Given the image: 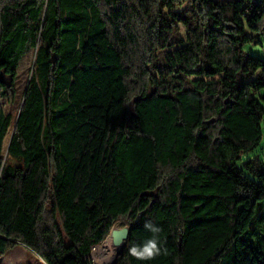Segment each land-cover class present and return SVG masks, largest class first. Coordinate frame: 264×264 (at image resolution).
I'll return each instance as SVG.
<instances>
[{
    "label": "trees",
    "instance_id": "16d2710c",
    "mask_svg": "<svg viewBox=\"0 0 264 264\" xmlns=\"http://www.w3.org/2000/svg\"><path fill=\"white\" fill-rule=\"evenodd\" d=\"M250 1L0 0L6 103L36 49L17 116L0 106V255L21 243L89 264L123 222L116 264H264L243 238L264 229V60L247 50L264 44V0L244 17ZM148 221L169 254L139 261Z\"/></svg>",
    "mask_w": 264,
    "mask_h": 264
},
{
    "label": "rangeland",
    "instance_id": "374dc122",
    "mask_svg": "<svg viewBox=\"0 0 264 264\" xmlns=\"http://www.w3.org/2000/svg\"><path fill=\"white\" fill-rule=\"evenodd\" d=\"M184 6L185 5H183V7ZM178 9H181V7ZM247 50L252 54H254L255 56L264 60L263 43L257 46L249 45L247 46ZM35 58H36V49L31 47L21 59L19 66L17 68L16 95L13 102L6 103L3 96L1 95L2 90H0V106L5 110V112L11 113L14 117L17 116L21 108L26 88L34 71ZM9 138L10 135L7 137L6 140V144H5L6 150H7ZM12 162L14 163L15 161L12 160ZM261 210H262V202L259 204L257 208V212H261ZM124 225L125 223L123 222H119L117 224V226H124ZM243 238L246 239L248 242H250L253 246L258 247L264 253V229L260 228L259 231L256 230V235L249 233L248 235H244ZM20 245L22 244L19 243L16 247L8 249L4 255H0V264H46L35 252L31 250H26L24 247ZM95 247H93L92 252L88 258L89 264H97L93 257Z\"/></svg>",
    "mask_w": 264,
    "mask_h": 264
},
{
    "label": "clouds",
    "instance_id": "9594fccd",
    "mask_svg": "<svg viewBox=\"0 0 264 264\" xmlns=\"http://www.w3.org/2000/svg\"><path fill=\"white\" fill-rule=\"evenodd\" d=\"M144 228L151 233L150 237L141 244H130L128 254L139 261H151L161 255L167 256L168 249L163 246L164 242L160 240L159 236L162 229L150 221L144 224Z\"/></svg>",
    "mask_w": 264,
    "mask_h": 264
},
{
    "label": "bare ground",
    "instance_id": "6f19581e",
    "mask_svg": "<svg viewBox=\"0 0 264 264\" xmlns=\"http://www.w3.org/2000/svg\"><path fill=\"white\" fill-rule=\"evenodd\" d=\"M122 249L117 246L112 237H109L102 245L95 247L93 257L97 264H114L118 253Z\"/></svg>",
    "mask_w": 264,
    "mask_h": 264
},
{
    "label": "water",
    "instance_id": "95a60500",
    "mask_svg": "<svg viewBox=\"0 0 264 264\" xmlns=\"http://www.w3.org/2000/svg\"><path fill=\"white\" fill-rule=\"evenodd\" d=\"M129 233H130V227L129 226H127V225L117 226L116 225L112 229L111 233L108 236V238L112 237L114 239V242H115V244L117 246H121L122 247V249L118 253V256H119V254H121L123 252V250L125 249V247L127 245V241H128V238H129ZM118 256H117V258H118ZM116 262H117V259H116L114 264H116Z\"/></svg>",
    "mask_w": 264,
    "mask_h": 264
},
{
    "label": "built area",
    "instance_id": "2783aa9c",
    "mask_svg": "<svg viewBox=\"0 0 264 264\" xmlns=\"http://www.w3.org/2000/svg\"><path fill=\"white\" fill-rule=\"evenodd\" d=\"M263 5L262 0H251L249 3H247V6L244 11V17H251L257 13H260L259 6Z\"/></svg>",
    "mask_w": 264,
    "mask_h": 264
},
{
    "label": "crops",
    "instance_id": "0c3cea01",
    "mask_svg": "<svg viewBox=\"0 0 264 264\" xmlns=\"http://www.w3.org/2000/svg\"><path fill=\"white\" fill-rule=\"evenodd\" d=\"M20 246H22V247H24L26 250H30L28 247H26L25 245H20ZM22 249V248H21Z\"/></svg>",
    "mask_w": 264,
    "mask_h": 264
}]
</instances>
